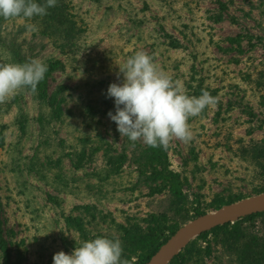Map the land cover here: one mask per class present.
I'll return each instance as SVG.
<instances>
[{
	"label": "rangeland",
	"instance_id": "1",
	"mask_svg": "<svg viewBox=\"0 0 264 264\" xmlns=\"http://www.w3.org/2000/svg\"><path fill=\"white\" fill-rule=\"evenodd\" d=\"M72 12L81 28L75 52H63L39 28L28 31L26 24L35 23L24 18L3 25L24 63L60 62L47 88L50 95L60 90L62 109L53 119L26 88L0 103V239L11 262L53 264L57 252L71 254L97 235L120 240L122 227L136 222L145 229L152 214L169 210L167 189L153 193L160 182L138 173L146 145L120 136L108 117L115 103L107 89L122 83L119 68L137 51L152 56L190 96L204 89L218 98L189 119L191 141L173 139L165 148L168 168L185 179L183 195L198 198L207 212L215 210L208 205L217 194L256 196L253 169L237 153L240 137L264 139V0H73ZM0 63L17 62L0 48ZM75 219L86 238L74 228ZM252 230L264 235L260 219ZM203 264L242 262L212 245Z\"/></svg>",
	"mask_w": 264,
	"mask_h": 264
},
{
	"label": "trees",
	"instance_id": "2",
	"mask_svg": "<svg viewBox=\"0 0 264 264\" xmlns=\"http://www.w3.org/2000/svg\"><path fill=\"white\" fill-rule=\"evenodd\" d=\"M38 4H43L45 0H35ZM73 0H57L55 7L47 9V15L43 17H34L31 22L42 30L43 34L53 39L55 44L63 52L72 50L75 52L77 43L75 42L77 35L81 32V28L77 26L75 16L72 12ZM224 8V5H221ZM22 18V17H21ZM16 19V18H15ZM11 20V19H10ZM217 20V19H216ZM9 20L0 17V48L10 54L11 58L17 63H24L25 59L20 46L14 40L7 41L2 30L3 25ZM173 48L178 45L174 42L170 43ZM75 48V49H74ZM74 49V50H73ZM60 65L59 61L50 62L47 66L44 79L38 84L37 91L34 94L36 98L51 109L53 119H58L62 109L60 101L57 102L56 93H48L47 78L48 75ZM260 87L264 91V72L260 74ZM31 92L30 88H26ZM263 108H264V92H263ZM252 114V113H250ZM21 127L23 124L21 123ZM252 134V131L248 133ZM4 145V137L0 132V149ZM143 163L138 173L141 176L149 174L145 177L148 182H160L152 189L153 193L162 192L167 189L170 196L169 210L173 216L168 217V211L152 214L148 222V226L142 229L138 223H129L128 226L122 227L123 235L120 238L122 242L123 254L129 264H148L156 255L160 246L183 224L189 220L207 213L206 209H201L200 201L195 198L189 201L182 193V184L185 179H181L179 173L173 172L168 168L166 161L167 155L164 147L153 148L145 146L140 154ZM238 158L248 163L253 169V178L256 181L253 187V194L258 195L264 192V139H253L246 141L239 138ZM123 156L114 163V167L121 166ZM118 170V169H117ZM245 198L244 195H228L223 197L220 194L214 196L213 201L208 205L215 210L224 205L239 201ZM192 213V214H190ZM257 219H260L264 227V212L248 215L234 223L226 222L216 225L208 230L201 232L196 239L191 241L176 257L171 261L173 264H203V258L212 253V245H220L227 250H231L237 254L242 264H264V235L259 236L252 228L255 227ZM144 222V219H142ZM74 228L80 232L82 238H86L84 234L83 224L80 220H73ZM210 236V238H209ZM115 239L110 236L97 235V238ZM204 243L205 245H200ZM4 240L0 239V249L3 252L4 264H13L11 257L7 253ZM135 256L132 260L131 256Z\"/></svg>",
	"mask_w": 264,
	"mask_h": 264
},
{
	"label": "clouds",
	"instance_id": "3",
	"mask_svg": "<svg viewBox=\"0 0 264 264\" xmlns=\"http://www.w3.org/2000/svg\"><path fill=\"white\" fill-rule=\"evenodd\" d=\"M57 0H0V17L4 20L47 15V9L55 7ZM28 31L38 32L35 24H26ZM122 83H111L107 96L114 98L115 114L108 117L117 125L120 136L133 144L167 148L173 139L189 142L193 132L189 119L202 114L206 107H213L218 98L202 89L200 96H190L179 81L158 67L152 56L137 51L127 58L122 68ZM47 65L39 59L25 63H0V103L23 88L33 94L44 79ZM122 242L119 239L95 238L75 247L71 254L63 251L53 256V264H129L123 259Z\"/></svg>",
	"mask_w": 264,
	"mask_h": 264
},
{
	"label": "water",
	"instance_id": "4",
	"mask_svg": "<svg viewBox=\"0 0 264 264\" xmlns=\"http://www.w3.org/2000/svg\"><path fill=\"white\" fill-rule=\"evenodd\" d=\"M260 212H264V192L256 196L224 205L217 210L197 216L181 225L167 239V241L160 246L158 252L151 259V261L157 257V264H169L191 240L200 234L195 235V229L197 226L214 224L212 226L214 227L226 222L234 223L248 215ZM151 261L148 264H150Z\"/></svg>",
	"mask_w": 264,
	"mask_h": 264
},
{
	"label": "bare ground",
	"instance_id": "5",
	"mask_svg": "<svg viewBox=\"0 0 264 264\" xmlns=\"http://www.w3.org/2000/svg\"><path fill=\"white\" fill-rule=\"evenodd\" d=\"M222 223V222H220ZM214 224H208V225H205V226H197L196 229H195V235H198L199 233L205 231V230H208L210 229ZM158 263V258H154L150 264H157Z\"/></svg>",
	"mask_w": 264,
	"mask_h": 264
}]
</instances>
